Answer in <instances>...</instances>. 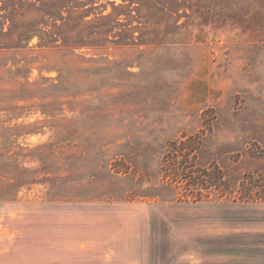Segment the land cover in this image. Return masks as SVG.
Instances as JSON below:
<instances>
[{
	"label": "rangeland",
	"instance_id": "374dc122",
	"mask_svg": "<svg viewBox=\"0 0 264 264\" xmlns=\"http://www.w3.org/2000/svg\"><path fill=\"white\" fill-rule=\"evenodd\" d=\"M0 264H264V0H0Z\"/></svg>",
	"mask_w": 264,
	"mask_h": 264
},
{
	"label": "trees",
	"instance_id": "16d2710c",
	"mask_svg": "<svg viewBox=\"0 0 264 264\" xmlns=\"http://www.w3.org/2000/svg\"><path fill=\"white\" fill-rule=\"evenodd\" d=\"M27 38H30V37H27ZM174 151L177 154L176 156L185 157L187 155V153H188L189 150L188 149H184V150H179L178 149V150H174ZM186 151H187V153H186ZM178 160H179L178 158L177 159H174L173 162H176L177 163ZM177 164H178L177 165V171L179 172L180 169L183 170V168H181L182 167V162L179 161ZM206 177H207L206 180H200V179L196 180L194 182L195 185L198 186V187H200L201 189H210V188H214V187L217 186V183H216L217 181H216V178L215 177H212V176H206ZM189 180H190V178H189ZM184 181L187 182L188 179H185Z\"/></svg>",
	"mask_w": 264,
	"mask_h": 264
}]
</instances>
